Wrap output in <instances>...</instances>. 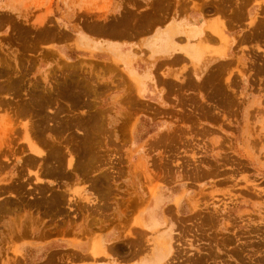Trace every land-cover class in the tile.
<instances>
[{
	"label": "rangeland",
	"instance_id": "1",
	"mask_svg": "<svg viewBox=\"0 0 264 264\" xmlns=\"http://www.w3.org/2000/svg\"><path fill=\"white\" fill-rule=\"evenodd\" d=\"M191 11L242 33L211 28L223 59L166 107L92 46ZM160 191L169 225L153 232ZM108 230L127 253L172 233L167 264H264V0H0V264H72L53 239L100 261Z\"/></svg>",
	"mask_w": 264,
	"mask_h": 264
},
{
	"label": "crops",
	"instance_id": "2",
	"mask_svg": "<svg viewBox=\"0 0 264 264\" xmlns=\"http://www.w3.org/2000/svg\"><path fill=\"white\" fill-rule=\"evenodd\" d=\"M225 20L229 26L226 32L227 36L238 39L242 30L233 27L229 17L223 12L216 11V15L209 18L201 12L191 11L189 16L180 20L168 21L163 26H155L148 36L106 34L105 41L93 43L92 46L105 53V62L113 63L115 60L130 72L133 80L138 83L139 93L143 96V100H149L155 106L162 108L166 107L163 105L168 106L174 102L172 99L170 100L173 97L172 90L182 87L185 80L198 81L199 78L201 79L200 75L208 71L214 64L211 61L214 58L211 57L222 56L223 45L210 30L213 27H220L221 21ZM217 59L222 60L223 57ZM164 102L166 103L162 104ZM163 125L164 121H160L157 127ZM171 194L160 191L158 193L159 201L156 200L158 203H154L143 215L148 230L157 231L150 228L152 225L149 223L151 216L158 218L160 223L157 229L160 231L163 226L168 227L167 214L163 205ZM115 235L114 230H108L103 234L102 240L105 243L107 254L105 253V257L100 261L90 258L87 244H75L72 239H53L47 241L46 247H72L74 250L72 264L151 263L154 255L152 248L149 253H127L118 244L109 249L108 247L114 244H111V239ZM109 250H112V253ZM172 256L173 252L166 261L160 264H167Z\"/></svg>",
	"mask_w": 264,
	"mask_h": 264
},
{
	"label": "bare ground",
	"instance_id": "3",
	"mask_svg": "<svg viewBox=\"0 0 264 264\" xmlns=\"http://www.w3.org/2000/svg\"><path fill=\"white\" fill-rule=\"evenodd\" d=\"M210 32H211V30H210ZM166 39L169 40V38H166ZM191 58H192V56H191ZM26 136H28V135H26ZM27 141H28V139H27ZM31 146L33 147V145H31ZM149 223L152 224V225H150V228H154L155 230H157L156 232L160 231L159 229H157V226L160 223L158 221L157 217L151 216L150 220H149ZM146 226L148 228L147 223H146ZM156 239H157V241L154 243L155 246H154V250H153L154 251V255L152 257V260H151L150 264H160L165 258L169 257L170 254L173 252V240H174V238H173V234L172 233L164 232L161 235H158Z\"/></svg>",
	"mask_w": 264,
	"mask_h": 264
},
{
	"label": "flooded vegetation",
	"instance_id": "4",
	"mask_svg": "<svg viewBox=\"0 0 264 264\" xmlns=\"http://www.w3.org/2000/svg\"><path fill=\"white\" fill-rule=\"evenodd\" d=\"M201 256L200 257V260L202 259V264H214V262H216L214 260V258L211 257L210 253L209 252H206L204 251L203 254H200ZM203 255V256H202ZM207 257H205V256ZM218 261V260H217ZM181 262V261H180ZM185 264H189L188 262H186Z\"/></svg>",
	"mask_w": 264,
	"mask_h": 264
}]
</instances>
